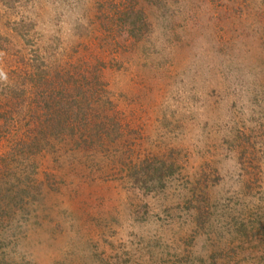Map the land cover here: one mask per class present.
I'll use <instances>...</instances> for the list:
<instances>
[{"label": "rangeland", "instance_id": "1", "mask_svg": "<svg viewBox=\"0 0 264 264\" xmlns=\"http://www.w3.org/2000/svg\"><path fill=\"white\" fill-rule=\"evenodd\" d=\"M0 74V264H264V0H0Z\"/></svg>", "mask_w": 264, "mask_h": 264}, {"label": "trees", "instance_id": "2", "mask_svg": "<svg viewBox=\"0 0 264 264\" xmlns=\"http://www.w3.org/2000/svg\"><path fill=\"white\" fill-rule=\"evenodd\" d=\"M40 82L41 81L39 80L36 83H33V86L38 88ZM62 88L63 87L60 86V89ZM44 90L46 91V93ZM51 95H52L51 91L47 89H42V94H41L42 100H44L46 96H51ZM90 100H91V97H88L87 99H83L82 101L78 100L75 106L71 105V104H74L72 102L70 105L65 107L66 103L62 105V103L64 102L62 100V96L58 95L56 108L54 107L53 103H48V101H44L41 104L37 105L38 109L36 110L38 112H43V111L48 112L49 111L48 109L50 110L57 109L62 114L70 118V121H73L72 117L75 119L77 116L86 115L90 113L92 110H94V108L91 106L90 103L92 101L95 102V100L97 99L93 98L92 101ZM101 105L102 103L99 104V106ZM70 108H73L74 111L69 112L68 110ZM33 119L35 120L39 119L38 115H35V116L33 115ZM33 128L35 127H32L30 125L26 128L27 131H29L33 137H29V135L26 134L22 138L16 139V142L12 146V148L15 149L16 153L12 151L11 158L10 159L8 158L7 160H5L8 165L11 166L14 164H21L23 162H26V164L29 163L31 166H33L32 163H34L33 162L34 155L44 150L54 149L51 139L45 136L43 132H36V131H39L38 128L36 131H33ZM13 158H14V161H12ZM17 172L21 173L20 171H15V170L4 172V174L0 176V181L5 180L3 178H6L9 182L12 180V182L16 184L19 183L20 188H22V190H25V188L21 187V178ZM172 173H173V163L172 162L159 161L157 164L153 165V167L151 164L146 165V167L137 171L136 174L133 176L135 180L139 181V188L145 189L148 191L150 189H154L156 186L160 187L163 184V181L168 176H171ZM22 183H23V179H22Z\"/></svg>", "mask_w": 264, "mask_h": 264}, {"label": "clouds", "instance_id": "3", "mask_svg": "<svg viewBox=\"0 0 264 264\" xmlns=\"http://www.w3.org/2000/svg\"><path fill=\"white\" fill-rule=\"evenodd\" d=\"M0 75H2V74H0Z\"/></svg>", "mask_w": 264, "mask_h": 264}]
</instances>
